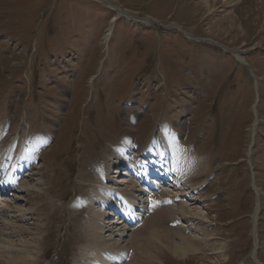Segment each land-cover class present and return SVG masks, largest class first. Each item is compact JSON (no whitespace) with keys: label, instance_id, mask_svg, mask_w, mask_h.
Segmentation results:
<instances>
[{"label":"rangeland","instance_id":"1","mask_svg":"<svg viewBox=\"0 0 264 264\" xmlns=\"http://www.w3.org/2000/svg\"><path fill=\"white\" fill-rule=\"evenodd\" d=\"M165 135L178 140L181 164L202 160L201 189L186 200L209 228L184 220L180 234L157 217L158 231H171L177 244L178 235L205 243L192 240L197 250L184 260L159 258L147 217L135 243L131 232L121 244L135 255L124 264H147L150 253L152 263L264 264V0H0V152L11 147L10 170L23 161L36 166L34 176L24 169L15 177L31 195L0 200L2 238L18 242L24 234L15 230L37 227L36 217L23 223L3 209L31 212L48 202L38 260L78 264L90 215L77 195L85 162L94 158L104 173L113 152L126 148L136 161ZM148 161L153 166L155 157ZM122 172L120 185L129 179ZM39 189L46 201L37 200ZM11 221L18 228L5 225ZM140 237L153 242L147 255L137 250Z\"/></svg>","mask_w":264,"mask_h":264},{"label":"bare ground","instance_id":"2","mask_svg":"<svg viewBox=\"0 0 264 264\" xmlns=\"http://www.w3.org/2000/svg\"><path fill=\"white\" fill-rule=\"evenodd\" d=\"M233 53L237 59L243 61L241 58L242 53ZM257 125L258 121L254 124V134L256 133ZM152 148L150 154H147L145 157L141 156L136 161L133 155L128 154L126 148H121L113 152L112 159L107 163L104 173L98 172L101 168L100 163L94 158L93 160L95 161L85 162L87 168L78 177L81 181L86 182V184H84V187L81 188L82 190L77 195L85 197L86 202L78 205L81 208L85 206L90 210V215L84 230V251L78 264H124L130 256L131 247L129 245L121 246V244L125 238H128L131 232L134 235L132 236V238L134 237L133 243H135V240L139 238L138 231L145 227V218L147 217L151 218V224L154 223L148 228V234L151 236V240L154 239L161 244L155 251L159 258L166 254H173L175 257L184 260L186 251L197 250L193 247L192 240H198L201 244L205 243L202 239L191 238L190 240L189 237H184L183 235L177 236L180 238V243H174L171 239V231L163 230L164 233H161V231H158V224H156L159 222L157 217H168L172 220L171 225L173 228L180 234L186 232V227L183 224L184 220H192L194 223L197 221L192 227L197 231H205L209 228L207 226L209 222L208 217H201L199 214L194 213V211L189 209V206L194 204L190 203V200H186L188 196L194 195L196 191L199 192L201 189L200 186L197 187V182L201 179L199 177V171L202 160L200 158H193L190 163L181 164L184 154L181 147H179L178 140L173 135H165V138L161 136L155 139ZM10 151L11 147L0 152V174H6L5 179L0 185V200L10 194L11 191L16 194L28 192L31 195V190L27 186L28 183L23 180V183L19 186L20 181L18 182L15 177L21 176L24 169L26 170V175L29 177L34 176L33 169H36V166H33L32 162L24 165L25 162L23 161L18 165L16 164L17 166L15 167H17V170L14 169L15 167L13 170H10L7 165V162L11 159ZM91 154L92 157H95V153L93 154L92 152ZM152 155L155 157V161L153 162V166H150L148 163L152 161L148 160L152 158ZM32 158L34 159L35 157ZM40 168L41 170L43 169V167ZM122 171H127V175H124L129 178L124 185H120L116 181V178L123 173ZM176 172L179 173V178L175 174ZM45 177L46 173L43 174V179ZM42 184V180L37 182L38 188ZM168 186L170 190L164 189L159 195L154 193V190ZM89 188L91 189L89 190ZM38 191L39 195L37 196V200L46 201L49 196L46 191H42V189ZM50 203L54 206L52 212V217H54V214L59 211V207H56L58 202L52 201ZM50 206L48 202H44L31 212L10 208L2 210L12 220L19 219L23 223H29L28 221L32 220V217H36L35 220L37 221L35 232L31 228H21L23 232L21 230H15L12 233H17L18 236L19 234H24V237L18 242L13 241L11 237L2 238L0 236V257L4 261V264H42L41 259L38 260V249H40L39 246L42 241L40 233L48 228L47 223L44 224V221L48 218L47 210ZM112 209L115 210V215L116 211H121L125 217L123 216L122 218L118 215L111 214L112 212L110 210ZM259 209L260 198L258 197L256 209L253 214L255 223L253 231L255 241L254 256L257 254L256 252L260 245L258 231ZM127 210H129V213ZM125 213H128V215ZM74 216L77 219H82L84 213L79 212ZM124 224L127 227L123 230L120 227ZM5 225L18 228L12 221L11 223L7 222ZM107 234L108 237L106 236ZM115 238L119 239V243L115 242ZM141 239L142 241L137 245V250L140 251L144 248L145 254L147 255L148 251L145 247L152 241L147 242L146 239ZM81 241L79 240L80 243ZM130 257L133 259L135 255H131ZM146 257L148 260L147 264H163L161 261L160 263H152L153 254L151 253Z\"/></svg>","mask_w":264,"mask_h":264}]
</instances>
